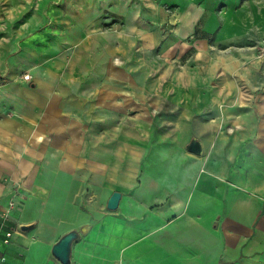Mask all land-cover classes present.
<instances>
[{
  "label": "crops",
  "instance_id": "0c3cea01",
  "mask_svg": "<svg viewBox=\"0 0 264 264\" xmlns=\"http://www.w3.org/2000/svg\"><path fill=\"white\" fill-rule=\"evenodd\" d=\"M40 1L26 31L31 35L9 28L5 39L0 38V212L16 193L21 207L20 212H10L6 221L0 220V264H60L52 255V247L70 231L84 234L79 236L77 232L75 241L79 243H72L69 264H125L126 252H120L122 247L118 245L127 241L126 231L122 236L117 230L110 242L101 236V244L95 246L91 223L97 212L94 208L92 217L88 202L81 204L80 186L81 180H87L100 193L105 208L111 194L120 193L116 210H121L125 194L111 188L131 181L130 166L141 167L143 163L137 161L139 151L131 138L115 136L112 146V132L106 123L111 119L102 117L97 121V114L106 115L110 99L105 92L103 96L95 95L97 84L110 82L115 62L110 42L86 70L78 62L87 51L81 36L95 30L88 27V21L98 20L112 0H103V9L100 0ZM24 2L0 0V12L21 9ZM240 2L144 0L132 9L134 18L138 10L146 21L158 25L174 12L178 21L175 32L183 35L196 33L200 21L208 20L201 31L209 34L218 13L235 10ZM153 32L149 33L152 43L158 39ZM50 33L57 38L45 37ZM24 73L30 75V81L22 79ZM84 82L93 86L85 90L79 86ZM81 92L87 94L81 98ZM91 92L94 94L90 97ZM173 98L180 114L170 117L165 127L174 137L180 131L182 138L190 122L184 117L188 109L180 94H173ZM87 99L93 100V107L89 105L85 110L81 102ZM192 107L196 116H201L194 121V130L201 134L199 144L212 151L205 174L197 179L193 165L199 161L197 155H185V166L177 170L170 148L167 150L163 178L169 191L168 214L186 205L192 214L196 209L205 210L201 229L204 235L194 236L206 249L201 264H264V139L251 140L249 131L254 127L249 124L220 123L219 104L209 96L200 97ZM121 122V130L129 124L144 138L147 124L126 119ZM80 130L102 131L104 146L81 144L82 138L75 133ZM196 222L190 225L196 227ZM23 226L28 229L21 230Z\"/></svg>",
  "mask_w": 264,
  "mask_h": 264
},
{
  "label": "rangeland",
  "instance_id": "374dc122",
  "mask_svg": "<svg viewBox=\"0 0 264 264\" xmlns=\"http://www.w3.org/2000/svg\"><path fill=\"white\" fill-rule=\"evenodd\" d=\"M143 1L112 0L110 6L105 7L100 0L104 12L98 20L90 18L87 23L95 30L81 36L87 51L80 55L78 62L85 70L109 42L111 59L115 61L110 82L97 84L95 95L103 96L105 92L106 98L110 97L106 115L97 114V121L102 117L111 119L106 123L112 132V146L116 142L115 136H127L139 151L137 161H143L141 167L130 166L131 181L111 188L124 192V208L108 211L105 202L100 200V193L95 192L87 180L80 183L81 204L88 202L92 217L94 208L97 212L91 223L95 246L101 244V236L110 242L117 230L122 236L126 231L127 241L118 245L122 247L120 252H126L125 264H201L206 249L194 236L204 235L201 229H204L205 210L193 205V210L196 209L193 212L196 216H193L186 205L182 210L168 214L169 191L163 178L167 171L166 152L170 148L171 160L180 170L185 166L184 156L189 153L186 145L193 139L201 143V134L194 130V121L198 122L196 120L201 116H196L192 103L194 106L202 96H209L219 104L221 113L212 119L217 116L224 126L249 124L250 128L254 127V131H249L251 140L264 139V0H241L235 10L218 13L212 33L201 31V26L208 22L202 20L196 33L185 35L175 32L178 21L174 12L160 25L146 21L138 10L134 18L132 8ZM40 4V0H25L21 9L13 8L6 14L0 12V38L5 39L9 28L30 34L26 31L30 30L33 14ZM151 30H154L153 35H158L154 43L149 34ZM53 35L45 34V37L57 38ZM84 83L79 86L85 90V87L93 86ZM86 94L81 92V98ZM93 94L91 92L90 97ZM173 94H180L188 109L184 117L190 122H187L188 128L182 138L180 131H176L174 137L165 127L170 117L176 118L180 114ZM81 105L82 108L91 107L93 100L82 101ZM138 116L143 118L139 120ZM124 119L147 124L144 138L129 124L121 130L120 123ZM206 121L210 120L206 118ZM75 133L82 138L83 145L105 144L101 139L102 131ZM211 151V147H201V154L196 156L199 161L193 165L197 169V179L205 174ZM96 188L101 189V186L96 184ZM181 201L184 202L183 196ZM192 222L198 225L193 227ZM77 232L79 236L84 234Z\"/></svg>",
  "mask_w": 264,
  "mask_h": 264
},
{
  "label": "water",
  "instance_id": "95a60500",
  "mask_svg": "<svg viewBox=\"0 0 264 264\" xmlns=\"http://www.w3.org/2000/svg\"><path fill=\"white\" fill-rule=\"evenodd\" d=\"M189 153L199 156L201 154V146L198 141L191 140L186 146ZM120 200V193L113 192L109 197L106 209L109 211H115L118 207ZM28 228L23 226L21 230H27ZM78 238L76 231H70L64 234L52 247V255L60 264H69L71 246L72 243Z\"/></svg>",
  "mask_w": 264,
  "mask_h": 264
},
{
  "label": "built area",
  "instance_id": "2783aa9c",
  "mask_svg": "<svg viewBox=\"0 0 264 264\" xmlns=\"http://www.w3.org/2000/svg\"><path fill=\"white\" fill-rule=\"evenodd\" d=\"M22 79L24 81H30L31 78L29 74L24 73L22 75ZM16 196H18L17 193L12 197V199L9 200L6 209L0 212V220L2 222L8 219L10 212H20L21 211L20 202L17 201ZM9 236H10V233H7L6 237H9Z\"/></svg>",
  "mask_w": 264,
  "mask_h": 264
}]
</instances>
